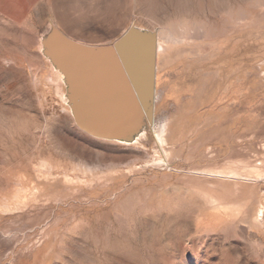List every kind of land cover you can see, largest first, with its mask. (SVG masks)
<instances>
[{"label": "rangeland", "instance_id": "374dc122", "mask_svg": "<svg viewBox=\"0 0 264 264\" xmlns=\"http://www.w3.org/2000/svg\"><path fill=\"white\" fill-rule=\"evenodd\" d=\"M21 2L0 6V264H264V0H99L115 28ZM132 26L158 36L152 118L127 73L57 51ZM80 78L106 105L80 112Z\"/></svg>", "mask_w": 264, "mask_h": 264}, {"label": "water", "instance_id": "95a60500", "mask_svg": "<svg viewBox=\"0 0 264 264\" xmlns=\"http://www.w3.org/2000/svg\"><path fill=\"white\" fill-rule=\"evenodd\" d=\"M57 43L58 53L70 59L72 67L84 66L89 61L94 63L95 72L100 73L104 69L102 67L107 68L108 71L112 66L116 69L115 72L121 73L125 82L127 73L132 82L130 85L128 82L124 83L126 86L124 90L130 99L128 104L131 107L135 106L136 112L140 106L147 107V114L150 118L153 117V102L156 92L157 34L140 32L132 26L111 46L88 47L60 34H58ZM107 75H109L108 72ZM80 79V83L76 84L83 100L80 112L85 114L86 109L92 105H106L104 102L106 97L98 95V82L100 81L96 79L88 83L86 78ZM94 100H96L95 103Z\"/></svg>", "mask_w": 264, "mask_h": 264}, {"label": "crops", "instance_id": "0c3cea01", "mask_svg": "<svg viewBox=\"0 0 264 264\" xmlns=\"http://www.w3.org/2000/svg\"><path fill=\"white\" fill-rule=\"evenodd\" d=\"M22 0H0V6L14 9L16 3ZM53 10L57 12L59 26H105L115 28L110 25V19L115 18L108 9L102 8L99 0H52ZM109 13V14H108Z\"/></svg>", "mask_w": 264, "mask_h": 264}, {"label": "bare ground", "instance_id": "6f19581e", "mask_svg": "<svg viewBox=\"0 0 264 264\" xmlns=\"http://www.w3.org/2000/svg\"><path fill=\"white\" fill-rule=\"evenodd\" d=\"M86 44V43H85ZM157 44H158V36H157ZM157 44H156V53H157ZM161 47V46H160ZM257 175V174H256ZM213 202V201H212Z\"/></svg>", "mask_w": 264, "mask_h": 264}]
</instances>
